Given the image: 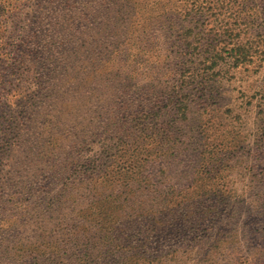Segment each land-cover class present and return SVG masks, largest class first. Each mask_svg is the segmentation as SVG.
<instances>
[{
  "label": "rangeland",
  "instance_id": "obj_1",
  "mask_svg": "<svg viewBox=\"0 0 264 264\" xmlns=\"http://www.w3.org/2000/svg\"><path fill=\"white\" fill-rule=\"evenodd\" d=\"M2 214L0 264H264V0H0Z\"/></svg>",
  "mask_w": 264,
  "mask_h": 264
},
{
  "label": "trees",
  "instance_id": "obj_2",
  "mask_svg": "<svg viewBox=\"0 0 264 264\" xmlns=\"http://www.w3.org/2000/svg\"><path fill=\"white\" fill-rule=\"evenodd\" d=\"M184 34H185V36H186V38H188V39H190L191 38V36H193L194 35V37H200V36H202V35H204V31H200L199 29H198V27H195V28H193V27H191L188 31H184L183 32ZM196 35V36H195ZM220 36V35H219ZM211 37V36H210ZM232 36H229L228 37V39L230 40V39H232L231 38ZM196 42H198V46H197V48H199V47H201L202 48V50H201V53L203 54V55H207V56H209V58H210V60H214L215 58H216V56H215V54H214V51H215V48H216V46H213V44L214 43H217L218 42V40L216 39V41L214 40V39H209V38H206V39H198V41H196ZM204 42V43H203ZM214 42V43H213ZM235 42L232 40L231 42H230V44L229 45H232V44H234ZM201 45V46H200ZM240 46H238L237 44H234V49H236V48H238V49H240L239 48ZM201 71V70H200ZM186 74H188V73H186ZM192 76H195V72L193 73V75ZM205 76H206V74H205ZM184 77H185V73H184ZM201 77V76H200ZM207 77V76H206ZM140 116H142L141 117V119L139 120L140 121V125H144L145 124V126H146V129H142V130H145V131H147L148 130V128H147V125L150 123V120H148L149 119V115H147V114H140ZM138 118V117H137ZM137 118H134V121H136V119ZM154 122V121H153ZM143 123V124H142ZM151 124H152V122H151ZM151 124L149 125V126H151ZM151 129H153L152 127H151ZM130 138H133V137H130ZM146 138V137H145ZM121 140H119V142H118V144L116 143V145H114V146H109V147H113V149H117V150H119V151H121V150H123V151H125V152H131L132 151V148L131 147H128V145H130V144H126L125 142H124V140H123V138H120ZM114 141H116V140H114ZM116 146V147H115ZM122 148V149H119V148ZM158 151H159V153H157L156 151H155V154H149V155H147L146 156V159H139L138 160V162H139V164H136V166H135V168H129V169H127L126 170V172H125V175L127 176V178H129V180H134V177L137 175V171H138V169H141L140 170V172L138 173V175H139V180H140V175H141V171L143 170V169H147V164H149V163H151V162H153L154 160H155V162H156V164H157V162H160V161H162V159H159L158 161H157V159L161 156V154H164V153H166V152H168L169 151V149L167 148V143H165L161 148H159L158 149ZM103 157L105 158V159H107V155H105V154H103ZM99 161H102L101 160V158L99 159ZM98 161V162H99ZM118 160H114L112 163H111V166H112V168L111 167H109V168H111V172H110V174H113V173H119L121 170H123V169H121L120 167H118V165H119V163L118 164H115L116 162H117ZM91 162H93V163H96V162H94V156H92L91 157ZM97 162V163H98ZM92 167L94 168L95 167V172L94 173H96L97 171H99L98 170V166H96V164L93 166L92 165ZM205 168H206V166H205ZM125 170V169H124ZM103 173H105V174H107V172H103ZM25 190H26V188H25ZM11 191V192H10ZM8 190L7 191V194H8V198H6V200L7 201H9V200H11L10 202H9V204H12L13 203V208L16 206V207H18L17 208V211H19L20 209H22V207L24 206V204L22 203L23 201L21 200V199H18L17 197H19V195H17V194H12V192H13V189L12 190ZM206 196H207V198H209L210 197V191L209 192H206V194H205ZM142 214H144V212H142ZM201 217H199L198 218V216L195 214V216H194V218H193V221L195 220V219H200ZM208 218V217H207ZM201 220H202V218H201ZM203 220H206V219H203ZM192 221V222H193ZM9 222H8V218L7 217H5V215L4 214H2L1 216H0V231H1V234L2 233H4V231H5V228L6 227H8V224Z\"/></svg>",
  "mask_w": 264,
  "mask_h": 264
}]
</instances>
